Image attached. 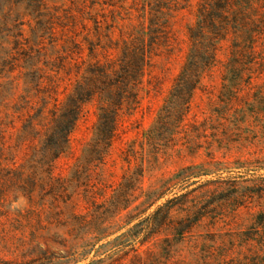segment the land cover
I'll return each instance as SVG.
<instances>
[{"label": "trees", "instance_id": "trees-1", "mask_svg": "<svg viewBox=\"0 0 264 264\" xmlns=\"http://www.w3.org/2000/svg\"><path fill=\"white\" fill-rule=\"evenodd\" d=\"M184 12L194 17L185 59L153 124L131 146L128 158L139 164L100 192L96 176L103 175L122 119L140 107L155 58L178 48L175 25ZM217 71L215 112L235 118L250 112L248 104L232 103L243 85L264 79V0H0V222L11 218L22 194L29 220L66 226L75 247L88 249L119 232L129 211L131 227L114 242L133 238L149 244L144 254L156 262L168 259L200 211L184 209L186 192L169 196L178 176L144 188L145 163L182 140L199 147L208 136L206 121L189 116L198 90ZM91 103V136L59 172L58 162L74 156L72 136ZM257 103L264 110V100Z\"/></svg>", "mask_w": 264, "mask_h": 264}, {"label": "rangeland", "instance_id": "rangeland-1", "mask_svg": "<svg viewBox=\"0 0 264 264\" xmlns=\"http://www.w3.org/2000/svg\"><path fill=\"white\" fill-rule=\"evenodd\" d=\"M193 20L189 12L179 17L175 25L178 48L170 56L156 57L155 65L148 70L141 105L133 114L123 117L120 137L103 167V175L96 176L102 187L100 192H110L107 186L117 185L127 169H135L139 164L140 159L128 158V154H133L131 146L137 147L153 124L183 65L188 26ZM220 74L217 71L198 90L189 116V122L207 123L208 136L198 140L200 146L187 148L182 140L176 151H169L154 163H145L144 188L161 176H178L169 196L186 192L184 209L195 206L200 211L198 221L185 237H180L168 259L156 262L157 257L144 254L149 244L142 245L133 238L114 242L131 227L126 223L129 211L118 221L122 225L119 232L95 247L83 249L75 247L77 239L69 235L66 226L29 220L28 200L18 194L10 207L11 218L0 222V264H264V110L257 103L264 100V79L242 86L239 100L232 105L248 104L251 110L235 118L231 111L220 115L215 112ZM95 121L96 105L91 103L72 136L74 156L58 162L59 172H66L81 154ZM185 136L183 133L179 139ZM137 221L134 219L133 224ZM128 243L139 248L138 255Z\"/></svg>", "mask_w": 264, "mask_h": 264}]
</instances>
